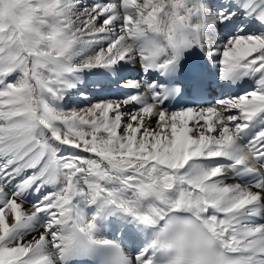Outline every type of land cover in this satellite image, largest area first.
<instances>
[{
	"label": "snow or ice",
	"instance_id": "snow-or-ice-1",
	"mask_svg": "<svg viewBox=\"0 0 264 264\" xmlns=\"http://www.w3.org/2000/svg\"><path fill=\"white\" fill-rule=\"evenodd\" d=\"M85 73L122 94L66 111ZM86 209L123 264L175 213L264 264V0H0V264L90 254L64 234Z\"/></svg>",
	"mask_w": 264,
	"mask_h": 264
},
{
	"label": "clouds",
	"instance_id": "clouds-1",
	"mask_svg": "<svg viewBox=\"0 0 264 264\" xmlns=\"http://www.w3.org/2000/svg\"><path fill=\"white\" fill-rule=\"evenodd\" d=\"M95 213L81 221L65 225V235L82 241L90 254L84 256L93 264H123L128 253L118 240L102 233L99 226L93 231L87 225ZM147 243L154 246V264H235L237 255L220 246L207 229L188 214L175 213L148 229Z\"/></svg>",
	"mask_w": 264,
	"mask_h": 264
},
{
	"label": "bare ground",
	"instance_id": "bare-ground-1",
	"mask_svg": "<svg viewBox=\"0 0 264 264\" xmlns=\"http://www.w3.org/2000/svg\"><path fill=\"white\" fill-rule=\"evenodd\" d=\"M136 69H139V64H137L136 66ZM94 72H98V71H100V70H93ZM136 75V72H132L131 74H130V76H128V78L127 79H129V78H131V76H135ZM85 79H86V83L88 84V85H90V84H92L91 83V80H92V77H91V75H87L86 77H85ZM111 87V86H110ZM109 86H106L104 89H102V90H97V89H95L94 87H92V88H90V90L89 91H91V93L93 94V95H96V96H107L108 98H110V95H109V88H110ZM84 88V87H83ZM83 90V89H82ZM88 90V89H87ZM111 90V93H114L115 94V96H120L122 93H121V91L120 90H118L117 88H115L114 86H112V89H110ZM112 97H114V96H112ZM73 101H74V104H76V106H78V107H84L83 105L85 104L84 103V101H82V100H80L79 99V97H76V94L73 96V99H72ZM90 101V100H89ZM75 108V107H74ZM152 127H155V124H153L152 125ZM83 155H85V156H91L92 154H89V153H82ZM228 183H237L238 181H236L235 179H230L229 181H227ZM28 205H26V207H27ZM87 213H89V214H91V212H92V210L91 209H86L85 210ZM110 218H113V219H110ZM109 220H110V222L111 223H115V221H116V218L115 217H109ZM111 227L113 226V225H110ZM33 235H37V233H31L28 237H26V239H31V236H33ZM108 236V235H107ZM109 237H111V236H109Z\"/></svg>",
	"mask_w": 264,
	"mask_h": 264
},
{
	"label": "rangeland",
	"instance_id": "rangeland-1",
	"mask_svg": "<svg viewBox=\"0 0 264 264\" xmlns=\"http://www.w3.org/2000/svg\"><path fill=\"white\" fill-rule=\"evenodd\" d=\"M91 2L89 3V4H91L92 2H93V0H90ZM82 3H84V4H87L88 3V0H82ZM88 74L87 73H85V77L87 76ZM75 95V94H74ZM73 95V96H74ZM77 97V96H76ZM87 100V99H86ZM106 100V99H105ZM103 101V100H102ZM72 102H73V104H74V101L72 100ZM90 102V105L91 104H94V103H97V102H100V101H89ZM70 105V104H69ZM90 105H88V106H90ZM78 109H80V108H78Z\"/></svg>",
	"mask_w": 264,
	"mask_h": 264
}]
</instances>
